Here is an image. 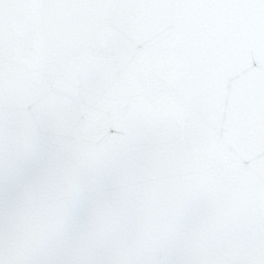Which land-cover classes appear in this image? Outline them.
Returning <instances> with one entry per match:
<instances>
[{
	"label": "snow or ice",
	"instance_id": "6c2138e0",
	"mask_svg": "<svg viewBox=\"0 0 264 264\" xmlns=\"http://www.w3.org/2000/svg\"><path fill=\"white\" fill-rule=\"evenodd\" d=\"M0 264H264V0H0Z\"/></svg>",
	"mask_w": 264,
	"mask_h": 264
}]
</instances>
